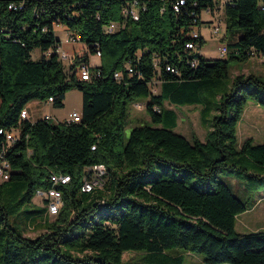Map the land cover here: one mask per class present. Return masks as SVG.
Masks as SVG:
<instances>
[{
    "label": "trees",
    "instance_id": "obj_1",
    "mask_svg": "<svg viewBox=\"0 0 264 264\" xmlns=\"http://www.w3.org/2000/svg\"><path fill=\"white\" fill-rule=\"evenodd\" d=\"M131 3L0 0V160L11 163L0 181V264H128L126 250L146 251L145 264H184L188 251L207 264H264V228L236 229L264 190V142L247 137L239 146L237 136L247 102L264 106V75L229 80L231 59L264 54V0H138V18L125 10ZM217 5L234 37L227 56L210 59L192 31ZM58 25L86 49L69 63ZM97 51L100 63L91 65L88 52ZM84 62L89 79L79 73ZM74 87L80 121L22 117L32 99L53 96L63 106ZM140 99L154 124H135L126 136L129 105ZM166 101L200 105L204 139L176 131ZM99 162L104 187L82 191L85 167ZM53 172L71 179L57 185L63 204L49 220L34 199ZM39 220L45 229L26 235Z\"/></svg>",
    "mask_w": 264,
    "mask_h": 264
},
{
    "label": "rangeland",
    "instance_id": "obj_2",
    "mask_svg": "<svg viewBox=\"0 0 264 264\" xmlns=\"http://www.w3.org/2000/svg\"><path fill=\"white\" fill-rule=\"evenodd\" d=\"M202 22L200 31L205 41L202 45V53L206 58L214 59L221 55L219 47L228 43L234 37L227 31V18L225 15L224 7L215 6L214 11L202 14ZM214 24H220L223 29L220 32L212 31ZM71 30L65 28H57L55 31L57 38L60 40L59 51H66L67 57L64 62L69 63V59L73 56H81L85 50L83 42L75 40L70 37ZM227 56V55H226ZM88 57L91 65L100 61V57L95 53L88 52ZM239 73H254L264 75V54L256 53L253 56L245 59H231L229 63V80L232 81L233 77ZM160 83H157L159 88ZM159 91V90H158ZM44 101V100H43ZM166 108H173L177 115V126L174 128L176 131L191 137L197 135L204 139L206 128L201 122L200 105H175L168 101L164 103ZM82 109V93L81 90L74 87L67 91L65 104L61 107L53 106L51 102H44L43 114H55L60 120L71 118L73 111L81 112ZM131 121L125 128L126 136L129 135L132 127L135 124L151 123L154 124L145 110V99L137 100L129 105ZM57 118L50 119L51 122H56ZM238 145L247 137H252L254 142H264V106L258 104L254 100H249L245 106L244 112L237 125ZM107 179V175H106ZM105 179V182H106ZM105 185V184H104ZM104 187V186H103ZM34 203L37 206H43L42 201L35 198ZM56 215H51L47 212L45 218L53 220ZM264 228V190L261 192V197L258 202L240 214L236 219V229L238 231H250ZM45 229L44 220H39L32 223L26 229L25 233L28 236H36ZM177 253V251H174ZM146 251L144 250H126L123 253V260L128 264H145ZM184 264H207L204 261V254L197 251H188L186 253ZM231 264V263H221Z\"/></svg>",
    "mask_w": 264,
    "mask_h": 264
},
{
    "label": "built area",
    "instance_id": "obj_3",
    "mask_svg": "<svg viewBox=\"0 0 264 264\" xmlns=\"http://www.w3.org/2000/svg\"><path fill=\"white\" fill-rule=\"evenodd\" d=\"M137 4L138 0H132L131 7L125 8V10H130L131 14L138 18V10H137ZM117 27V24L115 22H111L108 24L107 28L109 30H114ZM200 26H196L193 31L192 35L194 38L199 37L202 35L200 31ZM223 29V27L220 26V24H214L212 27V31L220 32ZM225 31V29H223ZM72 39L78 40V37L70 36ZM197 45V42L190 41L188 42L189 47H195ZM220 56H226L229 52V47L227 43L222 44L220 47ZM62 58L67 57L66 51L60 52ZM97 56L101 55V51L96 52ZM79 73L81 75L82 79H89L90 78V67L89 65L84 62L79 64ZM116 77H120V72L117 71L115 73ZM53 96H49L47 101H52ZM22 117H29V111L27 107L25 106V110H22ZM46 119L50 120L51 115H45ZM71 121H80L82 119L81 112L73 111L71 114V118H67ZM7 138L9 140H15L18 137V133L14 130H9L6 132ZM11 171V163L8 159L2 158L0 160V181L4 179H8L10 176ZM105 177H106V168H102V162L95 163L90 166L85 167L84 172V181L82 183L81 189L82 191H85L86 187H88L89 184H105ZM71 179V175L69 173H57L53 172L50 174V181L51 185L48 187H39L35 191V198L42 201V205L46 207L47 212L51 215H57L60 208H61V202H63L62 192L57 187L59 184H63L68 182Z\"/></svg>",
    "mask_w": 264,
    "mask_h": 264
},
{
    "label": "crops",
    "instance_id": "obj_4",
    "mask_svg": "<svg viewBox=\"0 0 264 264\" xmlns=\"http://www.w3.org/2000/svg\"><path fill=\"white\" fill-rule=\"evenodd\" d=\"M57 28H65V29H67V27L65 25H58V26H56L55 30H57ZM83 47H84V45H83ZM84 50H86L85 47H84ZM37 53H39V52L37 51ZM99 63H100V61L98 63L94 64V65H98ZM65 100H66V96H65ZM65 100H64V104H65ZM44 102H45V100L43 101L41 99H32V100H30L29 102L26 103V107H27V109L29 111V118L31 120H36L38 118H41V117H44L45 115H47V113H44L43 114V112H42L43 111L42 109H43ZM48 102H51V101H48ZM53 106H55V105L53 104ZM57 107H61V106H57ZM53 113L56 114L55 111H53ZM55 114H48V115H51V118L50 119H54V118H57L58 119V117L55 116ZM66 119H64V120H66ZM64 120L58 119V120H56V122L64 121Z\"/></svg>",
    "mask_w": 264,
    "mask_h": 264
},
{
    "label": "bare ground",
    "instance_id": "obj_5",
    "mask_svg": "<svg viewBox=\"0 0 264 264\" xmlns=\"http://www.w3.org/2000/svg\"><path fill=\"white\" fill-rule=\"evenodd\" d=\"M23 110H25V108ZM106 175H107V173H106ZM105 179H106V177H105ZM103 186H104V184H89L88 187H86L85 192H91L94 189H96V188H102ZM62 204H63V202H61V206H62Z\"/></svg>",
    "mask_w": 264,
    "mask_h": 264
}]
</instances>
